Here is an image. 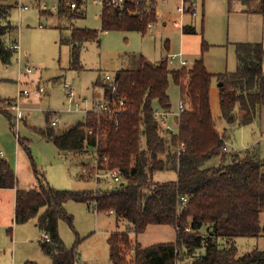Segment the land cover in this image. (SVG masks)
<instances>
[{"label":"trees","instance_id":"1","mask_svg":"<svg viewBox=\"0 0 264 264\" xmlns=\"http://www.w3.org/2000/svg\"><path fill=\"white\" fill-rule=\"evenodd\" d=\"M184 1L185 12L194 14L196 0ZM63 5L64 0H60V10ZM144 8V2L132 1L123 6L103 5L102 30L146 33L149 24L157 21V9L148 13ZM1 9L6 11L4 6ZM75 15L73 12L72 17ZM5 18L6 22L0 23V56L6 63L15 50L6 45L4 37L16 26ZM194 30L192 26H184V32ZM99 36L98 29L73 28L75 64L79 61L80 44ZM237 55V70L214 73L206 66L203 56L195 59L191 67L170 68L165 60L154 62L137 54L131 66L116 71L113 84L97 81L104 88L103 99L113 102L117 110L91 109L86 119L59 131L51 125L48 113L47 126L35 127L36 131L61 150L85 152L94 147L99 155L109 157L101 165L120 168L125 181L116 188L58 189L35 167V187L17 189L15 222L37 219L39 228L51 237L50 241L40 242L54 264L78 261V244L68 248L59 232L61 219L70 223L73 220L65 208L68 200L97 202L99 212L114 211L119 220L131 224L129 230L115 231L108 239L113 264H177L179 258L188 257H194L188 264H264V250L256 248L240 254L233 241L238 236H259L264 231L260 219L264 211V158L233 153L230 162H226L223 146L228 135L219 131L210 101L211 83L216 76L221 83V119L230 125H242L252 122L260 112L264 104L263 43L239 42ZM171 78L180 86L182 98L188 104L176 116L178 132L171 136L174 150L166 146L164 125L155 107L158 103L166 110L172 109L168 92ZM120 99L124 101L122 109H118ZM4 101L7 99L0 97V103ZM3 112L12 120L9 112ZM87 129H92V133ZM19 141L23 140L19 138ZM182 143L184 149L179 147ZM24 144L30 150L29 142ZM214 156H220L222 162L205 166ZM168 162L174 165L171 168L177 171V178L156 181L155 171L164 169ZM17 183L9 162L0 159V187H15ZM182 196L188 200L182 201ZM150 224L174 226L175 241L143 246L132 238L130 232L138 234ZM221 239L231 242L222 247ZM199 249L203 252L196 255ZM25 264L38 263L26 261Z\"/></svg>","mask_w":264,"mask_h":264},{"label":"rangeland","instance_id":"2","mask_svg":"<svg viewBox=\"0 0 264 264\" xmlns=\"http://www.w3.org/2000/svg\"><path fill=\"white\" fill-rule=\"evenodd\" d=\"M11 2L14 6L11 7L9 19L17 29L12 34H6L4 41L9 45L11 39H21L25 51L21 61L17 53L6 63L0 56V97L9 99L0 103V109L14 113L10 120L0 110V149L8 154L21 188L35 187V167L54 188H94L93 182L85 181L93 179L90 171L86 173L87 176L80 171L83 161L88 166L94 164L96 149L92 147L82 154H65L58 151L52 141L35 129L47 126L46 115L49 111H52L50 119L56 111L61 117L59 125L53 126L57 131L61 128L70 129L80 120L86 119L84 113L64 111L68 107L67 89L64 86L66 82L75 89L78 96L93 98L94 93L99 99L102 95L101 86L97 85V81H102L106 74L115 75L122 66H131L132 58L137 54H143L156 62L168 54L182 51L188 59L189 67L195 59L203 56L211 72L225 73L237 70L239 42H262L264 46V0H196V14L184 12V0H157V9L161 10V14L146 33L137 30L103 31V5L99 0H85L83 11L76 14L78 16H74L72 20L58 15L59 0H20L23 5L28 6V9L23 11L16 6L18 0ZM44 3L48 9L43 7ZM44 9L53 11L54 15L42 13ZM4 22L6 18L0 15V23ZM183 26H192L195 30L184 32ZM73 27L100 31L96 40L80 44L79 61L76 64L73 59V45L63 41ZM203 42L206 47H203ZM28 64L34 66V73L26 74ZM178 67H181L179 61L170 65V68ZM39 83L48 88L45 95L20 96L23 88L34 89ZM169 95L173 110V106L178 107L182 98L181 88L173 78L170 80ZM15 97L19 98L23 113L24 108L27 109L24 119H19L15 110L7 108ZM210 101L219 131L226 133L229 141L237 144L235 147L238 150L239 146H254L250 150H241V155L250 153L255 154L258 159H263L264 104L252 122L228 126L220 116L219 81L212 82ZM171 136L169 134V137H166V146L174 150ZM19 138L23 141L20 142ZM25 140L29 142L30 150L25 146ZM231 148L229 146L226 153H236ZM221 162V158L219 160L214 156L205 162V166L219 165ZM173 166L168 162L164 169L155 171L154 179L175 180L177 171L171 168ZM119 184V181L107 182L98 188H116ZM13 197L11 191L0 190V264H25L26 261L54 264L51 256L44 253L40 246L38 239L42 233H39L34 224L35 220L19 224L13 221ZM66 210L73 216V220L70 223L61 219L59 232L68 248L78 244L77 264H113L108 235L112 231H127L130 225L126 221L116 224V215L109 214L110 211L96 214L93 206L88 210L83 201L68 200ZM260 217L263 226L264 211ZM130 234L143 246L176 239V229L170 224H150L143 232ZM234 242L240 254L253 248L264 250V237L238 236ZM220 245L226 246V240L221 239ZM202 252L203 249H199L196 255ZM129 253L132 254V249ZM193 259L194 257L183 260L179 258L177 264H188Z\"/></svg>","mask_w":264,"mask_h":264},{"label":"built area","instance_id":"3","mask_svg":"<svg viewBox=\"0 0 264 264\" xmlns=\"http://www.w3.org/2000/svg\"><path fill=\"white\" fill-rule=\"evenodd\" d=\"M100 3H102V5L105 4H112L115 6H123L127 1H132L135 4H141L142 2L145 3V11L148 13H151L153 11V9H157V4L154 3L153 0H99ZM68 4L70 5V7L75 8L77 6L76 2L74 0H68ZM185 1H184V7H185ZM22 7L24 8H28L27 5H23ZM193 7L196 10V1L193 2ZM194 14H196V11L194 12ZM153 25V23L149 24V28H151ZM9 47L13 50H19L20 49V43L18 42L17 39H14L10 44ZM162 60H165L168 62L169 65H172V63L179 61L181 66H188L189 62L188 59L184 56V53L182 51H180L179 53H173V54H168L166 56H164L162 58ZM25 71L27 73H32L34 71V67L32 65H27ZM115 80V75H111V74H106L103 78V81L105 82H109L112 83ZM113 84V83H112ZM65 88L67 89V100H68V110H77L79 109V99L77 96V93L75 91V89L69 84V83H65ZM116 87H114L113 90H115ZM48 91V88H45L42 84H38L36 85V88H30V87H26L23 88L20 91V96L21 97H30L32 95L41 97L43 95H45ZM116 104V103H115ZM114 104V105H115ZM124 105V101L122 99L119 100V105H118V109H122V106ZM188 104L187 102L181 98L180 102H179V108H178V115L179 116L181 114V112H183L186 108H187ZM8 109H12L16 111V116L20 119L23 116L22 113V109L19 103V98H16V100L10 104L8 107ZM91 109H96L97 111H114L117 110L116 108L113 107V102H111L110 100L107 99H102L98 102H96V104L94 106H92L91 108H86V112H88ZM172 111H169V114ZM157 117L162 121L163 125L165 124L164 120L162 119V116H164L160 111H157ZM59 116L53 115V117L50 119V123L52 126H57L59 125ZM88 133H92V129H87ZM227 138H225V143L223 146V150L225 152H227V150H229V143L226 140ZM181 148H185V144L182 143L181 146H179ZM181 148H179L178 150H180ZM4 155L3 150L0 149V157ZM108 156L107 155H99L97 152L95 153V161L94 164L92 165L94 167V170L92 172L93 176L99 180V179H106L108 180V183L110 182H115V181H119L120 183H122L124 180V176H123V172L120 168L115 167V168H107L102 166L101 164L104 161L108 160ZM90 170L89 168L85 165L82 168V172L84 174L88 173ZM122 181V182H121ZM182 201L186 202L188 200V198L186 196H182ZM93 207L95 209V211H98V204L97 202L93 203ZM42 240H46V241H50L51 237L49 235V233L47 232H43L42 236H41ZM133 251V250H132Z\"/></svg>","mask_w":264,"mask_h":264},{"label":"crops","instance_id":"4","mask_svg":"<svg viewBox=\"0 0 264 264\" xmlns=\"http://www.w3.org/2000/svg\"><path fill=\"white\" fill-rule=\"evenodd\" d=\"M75 2H76V4H77V6L75 7V8H72V7H70V5L68 4V0H64V5H63V8H62V10H60V0H59V2H58V10H59V12H58V15H60V16H62V17H65V18H70V20H72L74 17H72V14H73V12H74V14H81V12L83 11L82 10V8L83 7H85L84 6V2H85V0H74ZM17 5V8H19V10L20 11H23V10H25V9H28V8H24V7H22L23 6V4L20 2V0H18V2L16 3ZM83 5V6H82ZM0 6H4V8L6 9V13L5 12H3V11H1L0 10V15L2 16V17H7L8 19H9V15H10V12H11V7L12 6H14V4H12V2H11V0H0ZM39 6L41 7V3H40V1H39ZM57 6V5H56ZM43 7L45 8V9H48V7H47V4H43ZM55 7V5L53 6V8ZM44 9V11H42V13L43 12H47V13H49V14H52V15H54V12L53 11H48V10H45ZM196 10H197V8H196ZM184 12H185V10H184ZM4 13V14H3ZM160 14H161V10L160 9H157V20L159 19V17H160ZM76 16H78V15H75V17ZM64 19V18H63ZM10 20V19H9ZM184 27V26H183ZM74 28V27H73ZM73 28H72V31H70V33L69 34H67V36H66V38L65 39H63V41L65 40V42H67V43H69L70 45L72 44L73 45V42H72V40H71V36H72V32H73ZM16 29H17V27H15L13 30H11L8 34H12L14 31H16ZM64 38V37H63ZM62 40V39H61ZM13 40L11 39V41H10V43L12 42ZM19 43H20V49L19 50H16L14 53H17L18 54V59L21 61L22 60V57H24V51H25V49H24V47H23V45H22V41H21V39L18 41ZM62 42V41H61ZM73 47V46H72ZM161 61V60H160ZM160 61H156V62H160ZM195 61V60H194ZM28 65H31V64H28ZM34 67V66H33ZM34 71H35V68H34ZM34 71L32 72V73H34ZM26 72V71H25ZM32 73H27L26 72V74H32ZM213 81H219L218 80V78L216 77V76H214L213 77V79H212V82ZM39 84H41V83H39ZM219 84H220V82H219ZM211 85H212V83H211ZM100 86V85H99ZM98 86V87H99ZM170 88V87H169ZM100 90H101V97L99 98V99H97L96 98V94L94 95V93H93V98H89L88 96H86V95H84V96H81V95H77L78 96V98L77 99H79V109H77V110H68L67 108H65L64 109V111H68V112H76V113H84V115L86 116V114H87V112L85 111L86 110V108L88 107V106H94L95 104H96V102L98 101V100H100V99H102L103 98V95H104V88L103 87H100ZM100 92V91H99ZM168 92H169V90H168ZM96 93H97V91H96ZM67 97V96H66ZM9 99H7V101H8ZM16 100V97L15 98H12L11 99V104L14 102ZM87 103H89L90 105H88ZM86 104H87V106H86ZM155 107H156V110L157 111H160L164 116H162V119L165 121L164 123V131H163V135L165 136V139H166V137H169V134L170 135H172L173 133H177L178 132V124H177V122H176V116L178 115V108H179V103H178V107L177 106H173V110L172 109H170V110H166L165 108H163V107H161L158 103H156L155 104ZM2 109H4V108H2ZM2 109H0V110H2ZM21 109H22V107H21ZM26 110L27 109H25L24 108V113H23V109H22V113L24 114L23 116H22V118L24 119L25 118V114H26ZM3 111V110H2ZM169 111H172V112H170V114H169ZM16 112V111H15ZM50 113L52 112V111H49ZM9 113H11V116L12 117H14V113H12V112H9ZM58 115L59 116V123H60V120H61V117H60V115L58 114V111H56L55 113H54V115ZM16 115V114H15ZM84 116V117H85ZM53 117V116H52ZM22 118H20V119H22ZM82 120H84V119H82ZM225 121V120H224ZM226 125H230L229 123H227L226 122ZM219 128V127H218ZM226 129V128H225ZM224 129V130H225ZM61 130H67V129H62L61 128ZM175 131V132H174ZM230 135V134H229ZM227 142L229 143V146L230 147H232L233 148V150H235L236 151V153L237 154H242L241 152L243 151V150H250L251 149V147H254L253 145L251 146V145H248V146H245V147H238V148H240L239 150L238 149H236V147H235V145L237 146V144L236 143H234V142H230L229 140V138L227 137ZM51 141V140H50ZM52 143H53V141H52ZM172 143V142H171ZM172 147H174L173 145H172ZM57 149H58V151H60V152H63V153H70L71 151H67V150H61V149H59L58 147H56ZM167 148H169L168 146H167ZM231 148V149H232ZM90 149V148H89ZM1 150H3V149H1ZM242 150V151H241ZM3 152H4V155L3 156H1L0 157V159H5V160H7L8 162H9V164H10V160L8 159V154L3 150ZM73 152V151H72ZM86 152H88V151H85V152H74V153H80V154H82V153H86ZM228 152V151H227ZM90 153V152H89ZM96 153V152H95ZM249 153V152H248ZM228 154V155H227ZM232 152H230V153H226V157H228V160H229V162H230V160L232 159L231 158V156H232ZM249 156H252V157H254V158H257V157H255L256 155L255 154H248ZM241 156H246V154H244V155H241ZM218 158H219V160H220V156H217ZM227 160V161H228ZM85 164H86V162H82V168H83V166H85ZM11 165V164H10ZM88 168H89V170H90V173H91V175H92V177L91 178H93L92 180H85V181H90V182H93V185H94V188H86V189H88V190H93V189H96V188H98V186L99 185H103V184H106L107 182H108V180H106V179H99V180H97L94 176H93V174H92V172H93V170H94V167L91 165V166H88V165H86ZM12 167V166H11ZM80 172H82V169H81V171ZM79 174V173H78ZM82 174H83V172H82ZM84 176H87V174H83ZM77 177H78V175H77ZM79 178V177H78ZM81 179V178H80ZM100 183V184H99ZM18 188H21L20 186H19V182L17 183V186H15V187H0V190L2 189V190H9V191H11V193H13V195H14V217H13V221H15V208H16V192H17V189ZM67 203V202H66ZM66 203H65V208H66ZM86 203V206H87V209L89 210V209H91L92 208V206H93V202L92 203H88V202H85ZM93 209H94V207H93ZM94 211H95V209H94ZM95 213L97 214H99V213H101V212H99V211H95ZM262 213V212H261ZM109 214H114V215H116L115 214V212L114 211H110L109 212ZM108 214V215H109ZM35 220V225H36V227H38V231H39V233L41 234V233H43V230L42 229H40L39 228V226H38V222H37V219L36 218H32V219H29V220H27V221H25V222H22V223H27V222H30V221H32V220ZM260 219H261V217H260ZM124 221H126V220H123V219H118L117 218V216H116V224H118V222H124ZM127 223H128V221H126ZM15 223H17V222H15ZM19 224V223H18ZM129 225H130V228H131V224L130 223H128ZM263 227H264V225H263ZM176 229V228H175ZM113 232H115V231H112V232H110L109 233V235H108V239H109V237H110V235L113 233ZM42 236V235H41ZM254 237H256V238H259V237H264V231L259 235V236H254ZM40 240H41V237H40V239H38V241L40 242ZM260 240V239H259ZM258 240V241H259ZM234 241V240H233ZM228 242H231V241H228V240H226V245L228 244ZM40 246H41V242H40ZM254 249H256V248H253L252 250H254ZM252 250H249V251H252ZM249 251H247V252H249ZM239 252V251H238ZM247 252H245V253H247ZM244 254V253H243ZM50 256V255H49ZM42 264V263H41Z\"/></svg>","mask_w":264,"mask_h":264},{"label":"water","instance_id":"5","mask_svg":"<svg viewBox=\"0 0 264 264\" xmlns=\"http://www.w3.org/2000/svg\"><path fill=\"white\" fill-rule=\"evenodd\" d=\"M221 84V83H220Z\"/></svg>","mask_w":264,"mask_h":264}]
</instances>
